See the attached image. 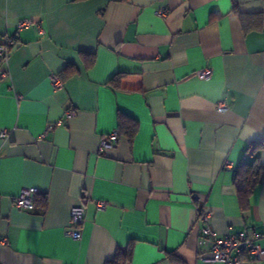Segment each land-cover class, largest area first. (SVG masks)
Returning a JSON list of instances; mask_svg holds the SVG:
<instances>
[{"label":"crops","instance_id":"obj_1","mask_svg":"<svg viewBox=\"0 0 264 264\" xmlns=\"http://www.w3.org/2000/svg\"><path fill=\"white\" fill-rule=\"evenodd\" d=\"M234 8L264 18V0H0V42L16 41L0 64V264H106L130 242L128 264H218L202 261L204 210L218 234L255 233L264 249V177L246 210L233 182L264 139V29L243 32ZM68 64L76 73L55 89ZM117 73L126 88L106 84ZM120 115L134 137L100 152ZM31 188L34 209L16 208ZM76 206L79 240L67 233Z\"/></svg>","mask_w":264,"mask_h":264},{"label":"built area","instance_id":"obj_2","mask_svg":"<svg viewBox=\"0 0 264 264\" xmlns=\"http://www.w3.org/2000/svg\"><path fill=\"white\" fill-rule=\"evenodd\" d=\"M157 16L164 17L166 12L159 10L156 12ZM31 22L28 19H23L18 25V32L28 27ZM16 45V41L12 38H4L0 42V64H6L9 59L11 49ZM6 72L0 69V78L4 77ZM196 77L200 80H208L211 77V70L206 68L196 72ZM52 86L57 89L61 88L62 82L58 76H52L50 78ZM228 110V104L226 101L221 100L216 106L217 112H225ZM75 113L71 110H67L64 113V119L71 118ZM62 122L55 124H48L45 132H51L55 127L60 126ZM1 135H4L2 132ZM43 137V136H41ZM118 140V132H111L105 136H102L99 140V151L110 148L114 142ZM226 167H231L229 162L226 163ZM37 193V190L31 188L23 190L18 196L13 198V205L20 210L31 211L35 207V200L33 196ZM107 206L104 201H97L96 208L103 210ZM71 224L73 229L67 231L68 235L74 240L80 239V230L78 227L84 222V207L76 206L72 208L70 213ZM199 219L203 223V226L199 230L200 236L205 238L208 243L207 257L202 258L203 262H211L218 264H245L241 261V258H245L249 261H255L260 259L261 255L264 254V249L254 243V240L259 236L253 233L252 237L249 238L245 232H239L237 234L226 233L224 235L218 234L214 229L210 227L211 216L210 212L204 210L200 212Z\"/></svg>","mask_w":264,"mask_h":264},{"label":"trees","instance_id":"obj_3","mask_svg":"<svg viewBox=\"0 0 264 264\" xmlns=\"http://www.w3.org/2000/svg\"><path fill=\"white\" fill-rule=\"evenodd\" d=\"M76 2H82L87 0H74ZM124 1V0H121ZM233 12L237 15L240 26L243 32L248 33L251 31H261L264 29V18L260 13L244 14L238 9L234 8ZM87 58L86 69H90L95 62L94 55L82 54ZM77 69L72 65H67L61 72V82L71 74L76 73ZM129 77V74L117 73L112 76L108 81L107 85L113 89H124V83ZM137 131V123L132 119L120 115L118 125V138L125 137L129 141L132 140ZM264 151V139L256 140L250 143L246 149L244 158L240 161L238 167L234 170V186L237 193L240 208L242 210L248 209L249 198L254 188L260 184L262 177H264V168L261 167L259 162V154ZM42 207L46 204V198L41 197L36 200ZM133 242L128 243L125 248H119L116 251L113 259L106 262V264H128L132 259Z\"/></svg>","mask_w":264,"mask_h":264}]
</instances>
